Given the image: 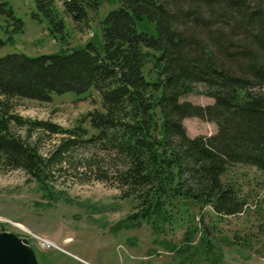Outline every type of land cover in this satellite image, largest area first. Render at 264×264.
I'll list each match as a JSON object with an SVG mask.
<instances>
[{"label": "trees", "instance_id": "16d2710c", "mask_svg": "<svg viewBox=\"0 0 264 264\" xmlns=\"http://www.w3.org/2000/svg\"><path fill=\"white\" fill-rule=\"evenodd\" d=\"M34 1L37 16L62 43L64 15L83 26L104 3L119 6L100 22L99 42L37 57L0 58V171L24 172L43 199L55 203L66 199L56 183L73 153L90 150L80 174L117 188L119 198L133 204L134 212L115 231L147 222L160 237L199 210L201 245L195 252L204 248L210 256L217 241L203 227L202 212L244 213L251 196L225 178L236 167L264 173V0ZM92 90L102 107L85 116L96 132L91 136L82 126L25 119L13 104L51 102L68 93L81 98ZM189 95L214 103L182 101ZM190 118L215 123L217 133L189 136L184 120ZM15 128L29 139L33 132L61 139L43 153L41 137L32 143ZM258 227L264 246V212ZM189 235L187 244L171 250L192 253Z\"/></svg>", "mask_w": 264, "mask_h": 264}, {"label": "rangeland", "instance_id": "374dc122", "mask_svg": "<svg viewBox=\"0 0 264 264\" xmlns=\"http://www.w3.org/2000/svg\"><path fill=\"white\" fill-rule=\"evenodd\" d=\"M118 6L116 1L104 3L98 13L90 14L89 25L83 26L63 14L67 26L62 43L51 35L47 21L37 16L34 0H0V58L15 53L37 57L99 42L100 22ZM57 7L64 12L61 3ZM182 101L203 106L214 103L200 95H189ZM13 104L15 112L25 119L49 121L70 129L82 126L90 136L96 132L85 116L102 107L95 90L81 98L68 93L54 96L51 102L17 99ZM184 125L191 137L212 136L218 131L215 123L198 118L186 119ZM15 131L27 138L24 129ZM32 134V139H27L35 143L41 137L38 145L43 153L51 152L61 139ZM89 153L87 149L73 153L71 164L66 165L56 183V190L62 191L66 199L55 203L43 199L38 186L24 172L0 171V228L8 222L20 224L24 229L8 225L7 231L30 239L38 264H264L263 236L258 227V218L264 212V173L236 167L226 176V181L237 182L251 199L245 212L238 216L217 217L209 208L202 212L203 227L211 230L217 241L216 249L206 256L204 248L195 252V247L201 245V234L196 230L201 227L199 210L193 211L190 220L183 224L181 220L180 226L160 237L147 222L115 231L114 227L134 212L133 204L121 200L117 188L80 174L84 170L81 163ZM188 232L192 238L188 245L194 247V254L172 251L173 247L187 244ZM33 236L46 239L53 246L44 248Z\"/></svg>", "mask_w": 264, "mask_h": 264}, {"label": "water", "instance_id": "95a60500", "mask_svg": "<svg viewBox=\"0 0 264 264\" xmlns=\"http://www.w3.org/2000/svg\"><path fill=\"white\" fill-rule=\"evenodd\" d=\"M0 264H38V261L28 239L21 238L13 232H2Z\"/></svg>", "mask_w": 264, "mask_h": 264}, {"label": "built area", "instance_id": "2783aa9c", "mask_svg": "<svg viewBox=\"0 0 264 264\" xmlns=\"http://www.w3.org/2000/svg\"><path fill=\"white\" fill-rule=\"evenodd\" d=\"M8 225L15 226V227H17V228H19V229H21V230L23 229V228L20 226V224H16V223H14V222H8V223H5V224L3 225V227L0 228V233H2V232H9V231H7V226H8ZM33 237H34V236H33ZM34 238L37 239V240L40 242L41 246L44 247V248H51V247L53 246V244H52L51 242H49L48 240H46V239L39 238V237H37V236H35ZM26 239H28V240L30 241L29 238H26Z\"/></svg>", "mask_w": 264, "mask_h": 264}, {"label": "flooded vegetation", "instance_id": "af4514ba", "mask_svg": "<svg viewBox=\"0 0 264 264\" xmlns=\"http://www.w3.org/2000/svg\"><path fill=\"white\" fill-rule=\"evenodd\" d=\"M92 214H96V213H92ZM101 213H98V214H96V215H100Z\"/></svg>", "mask_w": 264, "mask_h": 264}, {"label": "bare ground", "instance_id": "6f19581e", "mask_svg": "<svg viewBox=\"0 0 264 264\" xmlns=\"http://www.w3.org/2000/svg\"><path fill=\"white\" fill-rule=\"evenodd\" d=\"M21 226V225H20ZM22 227V226H21ZM23 228V227H22ZM24 229V228H23Z\"/></svg>", "mask_w": 264, "mask_h": 264}]
</instances>
